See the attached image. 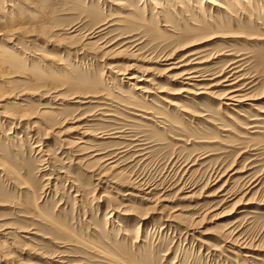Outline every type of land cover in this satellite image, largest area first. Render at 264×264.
I'll list each match as a JSON object with an SVG mask.
<instances>
[{
	"label": "rangeland",
	"instance_id": "rangeland-1",
	"mask_svg": "<svg viewBox=\"0 0 264 264\" xmlns=\"http://www.w3.org/2000/svg\"><path fill=\"white\" fill-rule=\"evenodd\" d=\"M151 1L157 9L149 0H0L6 17L0 22V50H12L23 65L18 70L0 64L1 70L17 72L0 83L4 94L17 97L0 103V264H264V116L258 118L248 103L237 108L239 114L227 109L235 122L215 101L203 99L199 109L179 93L180 81L166 78L158 60L179 44L180 32L173 36V29L196 30L215 20L210 37L220 30L244 34L203 43L207 56H215L205 68L218 73L241 59L258 92L264 86V0L262 7L252 3L254 16L242 0L244 12L225 0L232 9L221 16L200 11L201 0ZM90 9L111 25L102 41L117 40L116 49L126 42L119 37L132 34L134 43L123 47L137 45L138 54L125 50L101 57L92 47L81 51L93 24ZM71 26L79 33L67 39L63 29ZM229 52L234 54L225 56ZM130 66L163 93L148 85L152 92L140 95L126 79L121 83L117 70ZM76 95L95 99L75 103ZM162 99L208 116L179 118ZM255 104L264 108V99ZM140 106L164 113L165 120H141L135 111ZM26 111L68 122L53 130L47 114L22 122L5 117ZM74 117L83 118L87 147L117 160L119 168L108 178H98L96 167H86L87 156L77 158L63 143L60 133ZM9 167L17 180L5 170ZM227 171L239 173L230 179ZM251 180L257 185L242 198ZM221 187L234 195L222 196Z\"/></svg>",
	"mask_w": 264,
	"mask_h": 264
},
{
	"label": "bare ground",
	"instance_id": "bare-ground-1",
	"mask_svg": "<svg viewBox=\"0 0 264 264\" xmlns=\"http://www.w3.org/2000/svg\"><path fill=\"white\" fill-rule=\"evenodd\" d=\"M194 1H196V0H194ZM260 1H263V0H242V3L244 5H246L245 7L248 8V10L251 12L252 16H254L255 15V13L253 11L254 5L252 3L258 2L257 4H260L262 7V4L260 3ZM149 2L151 3V5H153V7L156 8V5L151 0H149ZM167 2H169V1L167 0ZM192 2H193V0H192ZM11 3L10 4L7 3L8 4L7 6L13 9L14 4L11 5ZM179 3H181L180 0H179ZM232 3L235 5L236 8L240 9L243 12L245 11L246 8H244V5L242 6V3H240L238 0H232ZM179 7L181 8L180 5H179ZM230 8L228 6V3H226L225 0H205V3L203 0H201V7H199L198 9L200 11H204L205 14H207L208 9L215 10V11H218L220 13L219 15L221 16V15H224V12L229 13ZM94 11H95L94 9H90L89 14H90V17L92 18L91 21L93 20V24L86 31V33L83 32L85 35L82 37L84 39L82 40L81 44H79L80 50L81 51L84 49L87 50V48L92 47V49L94 48L95 50L100 51L101 57H104L108 54H113L115 52L119 53V52L128 50L130 55L136 56V54H138V49H136L137 45L131 46L132 48H130V47L124 48L123 47L126 44H133L134 43L135 40L134 41L131 40L133 38L132 34H130V35L126 34V36H124L122 38L119 37V39H124L126 42L124 45L119 46V48H116V49L113 48V44L117 40L110 39L109 41H106V40L102 41V38H100V37L105 35L106 30L111 25L109 24L108 20H104V19L98 20L100 14H99V12H94ZM205 16H207V15H205ZM249 16H251V15H249ZM160 18L163 20L165 19L164 17H160ZM215 19H217V18H215ZM4 20H6V17H4L0 12V22H4ZM124 20L126 23L129 21V20H127V18ZM164 21L169 24L168 21H166V20H164ZM135 22L136 21H131L130 24L136 26L137 23H135ZM209 22H211V23H209ZM214 22H215V20L214 21H208L207 23L206 22L202 23L200 27L195 28L196 30H191V29L186 28V29H179L176 32V28L173 29V31H172V33L174 34L173 36L178 35V33L180 32V35L177 38L179 44L178 45L174 44V46H170V49L168 52H165L164 54L162 53L163 55H161V57L160 56L156 57V58L160 57V59H158V60H161V62H164L162 64L165 68L163 71H164V74L166 75V78L171 80V81H174V80L180 81L181 85H183V88H182V90H180L179 93H181L182 95L184 94L185 98L187 100L193 102L195 105H197V107L199 109H201V108L198 106V103L201 102L203 99L215 101L217 103L218 109L221 110L222 114L227 119H230L231 121L235 122L232 115H230V112H227L228 111L227 109L231 108L232 109L231 111H233L236 114H239L240 112L237 108L244 105V103H248V104H250L249 106L252 108V110H255L259 114H261V115L257 116L258 118L264 116V108H260L255 104L258 101H261L262 99H264V86H261V88L258 92L256 91V85L258 82L254 79V76L249 75V73H244L245 71H244L243 65L241 64V61H242L241 59H238L235 61H233V59H232V61L229 62V64H227V66H225L223 69H221L218 73H211L208 71V69L205 68V64H207L211 59H214L215 56H213V57H211V55L207 56V49L202 48V46H201L203 43L205 44V42H208L211 39H215V38L220 39V37H221V39L222 38H232V39L233 38H239V37H242V34H244L241 32H236V31H231V30L230 31L220 30L218 32H215L214 36L210 37L212 35L211 33H213V32H210L211 30L209 27L211 24L215 25ZM197 23H198V21H197ZM142 28H143V26H142ZM17 30L18 29L10 31L8 37H13L15 35V33L17 32ZM63 30L65 31V33H67L66 34L67 39H72L77 35V33H79L78 29L75 28L74 26L73 27L71 26L69 28H65ZM142 30L147 31L148 26H146L145 29H142ZM150 30H152V29L150 28ZM188 30H190V32ZM247 37H250V35H247ZM104 39H106V38H104ZM251 39H252V41L254 39L259 40V38L258 39L257 38H251ZM59 41H57V42H59ZM11 51L12 50H8V49L0 50V64L3 63L6 65H9V66H15L18 70L22 69L23 65H21L20 62L18 61L19 57H17L15 55V53H13ZM89 51L91 52V50H89ZM98 54H99V52H98ZM124 54H125V52H124ZM233 54L229 52V53H225V56H232ZM219 55H223V54L221 53ZM108 57H110V56H108ZM131 71H133V72H131ZM117 72H118L117 75L122 77L119 81L121 83H124L123 79H126L127 81L125 82V85L131 87V89H133L134 91H138L140 95L144 94L145 96H147V94H150L152 92L151 90L148 89L149 88V87H147L148 85L153 86L152 89H155V87H156L155 84L152 83L153 80L150 79V77H146L143 80L142 76L145 77V75H147L146 73L143 75H138L140 73L136 70H133V68H131V66L126 67V69L123 68L121 70H117ZM15 73H17V72L9 73L6 70L4 71V70L0 69V83L1 82L3 83V81L6 79L7 80L10 79L8 77H12V78L17 77V74H15ZM114 73H116V72H114ZM7 82L8 81H6L5 83H7ZM29 82H30V80H29ZM69 82H71V81H69ZM140 82H142V84L137 85V83H140ZM206 82H208L209 84L204 85V83H206ZM67 84H68V82H67ZM4 85H6V84H4ZM0 88H2V90H4L3 86H0ZM52 89H54V88H52ZM156 89H155L156 94L163 93L162 92L163 90H159V88H157V87H156ZM217 89H219V91ZM2 90L0 89V91H1L0 94L2 93L0 95V103H3L5 101H7L9 99H13L15 97V95H11L10 92L9 93L5 92V94H4ZM49 93L54 94L56 92H54L52 90V92H49ZM156 94H155V97H156ZM54 97L56 98L57 96L55 95ZM93 97H95V96L89 95V96L83 97L81 95H76V96H74V99H78V100H76L75 103L85 104V103H89L90 99L91 100L95 99ZM14 99H17V97ZM86 100H88V101H86ZM162 101L164 102V104H166V106L168 108L174 110L175 113H177L178 117L180 116L184 119L196 120L202 114V112H195V111L186 110L187 108L180 106V104H178L175 100L173 101V100H163L162 99ZM150 102L153 104L152 101H150ZM13 105L18 106V104H13ZM1 107H2V104H1ZM155 110H153V108H150L147 106L146 107L140 106V108L136 109L135 111L139 112L142 115V116L139 115L137 117H139L141 120L144 119L147 122H154L153 121L154 119H164L165 120L166 116L164 117V115H163L164 113H158ZM3 113H5V112H3ZM9 113H11V112H9ZM12 114H13V112H12ZM37 114L42 115V114H47V113H45V111H42L39 113H35V114L32 113L31 114V113H27V111H26L25 114L21 113V115H19V116H16L15 114H13L11 116V115H7V113H6L5 117L7 116V119L17 120L18 122H22L25 120L34 119ZM17 115H18V113H17ZM143 115H145V116H143ZM46 116H47V120H48L49 124H51V128L54 127L53 130H56L58 126H63V125H65L64 123L68 122L67 119H63V120L55 119V115L51 114V113L45 115V117ZM207 116H208V114H204V117H202V116H200V117H202L204 120H206ZM82 119L83 118H81V117L71 118V120L73 122L72 125L60 133L61 135H63V136H61L63 139V143H65L70 149L73 150V152L75 153L77 158L87 156V159L90 160V164H88L86 167H88V166H90L91 168L93 166L96 167L98 178H100V179L108 178V174H109L108 172L115 173L118 170L117 168H119V166H118L117 160H115L114 157L105 158L101 154L97 153V150L93 149V147H87L88 144L85 140H86L87 136L89 135V133L81 126L80 123H82L81 122ZM168 120H170V119H168ZM259 120H263V118L259 119ZM251 121H255V120H251ZM167 122H169V121H167ZM31 124L33 127H37V123L33 122ZM176 124H177V122H176ZM27 129H29V128H27ZM224 131H226V130H224ZM85 161H87V160H85ZM5 170H7L8 174H10L12 176L11 178L13 181L17 180L15 178L16 177V171L12 167H9ZM232 170L233 169H230V171H232ZM230 171H227L228 173L225 174L226 178L231 179V177L233 175L239 173V171H233L232 174L228 175ZM222 175L214 180V185H216V183H219L221 180H223V178L225 176H224V174H222ZM256 185L257 184H256L255 180H251L250 182L244 184L245 187H244V189L242 187L243 191L241 192L242 198H244L248 194H251V192L256 187ZM223 189L224 188L221 187L220 190H218V192L224 193L222 196H225L226 198H228L231 195H234V194L230 195L228 193H225ZM253 195H254V193H253ZM251 199H253V198L251 197ZM240 201H241V199H240ZM247 201L249 203V199ZM258 202H260V201H258ZM250 203H251V201H250ZM243 204H246V202ZM235 208H236V206H235ZM51 223L54 224L55 222H51ZM58 228H59L58 225L53 227L54 230H58ZM60 228H61V226H60ZM59 232H61V231H59ZM234 245L236 246L235 243H234ZM242 257L249 258L250 255L244 254V255H242Z\"/></svg>",
	"mask_w": 264,
	"mask_h": 264
}]
</instances>
